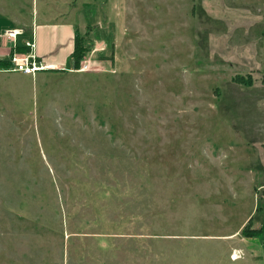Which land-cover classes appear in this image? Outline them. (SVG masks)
<instances>
[{"label":"rangeland","instance_id":"374dc122","mask_svg":"<svg viewBox=\"0 0 264 264\" xmlns=\"http://www.w3.org/2000/svg\"><path fill=\"white\" fill-rule=\"evenodd\" d=\"M22 3L88 52L0 71V264H264V0Z\"/></svg>","mask_w":264,"mask_h":264},{"label":"crops","instance_id":"0c3cea01","mask_svg":"<svg viewBox=\"0 0 264 264\" xmlns=\"http://www.w3.org/2000/svg\"><path fill=\"white\" fill-rule=\"evenodd\" d=\"M22 4V0H0V18L12 19L14 24H19L17 28L11 30H21L25 35L32 34L34 47L31 52L44 65L52 67L48 68L49 70H62V64L72 50L74 36L77 33L76 29L66 25L55 28L45 25L37 26L32 22L29 31L25 20H23V13H25L26 8H23ZM35 11L34 0H32V13ZM4 33L0 34L2 36L0 37L2 39L0 43V60H9L13 50L12 42L4 37ZM50 37H58V40L50 42ZM10 66L11 63L8 67H1L0 71L8 69Z\"/></svg>","mask_w":264,"mask_h":264},{"label":"built area","instance_id":"2783aa9c","mask_svg":"<svg viewBox=\"0 0 264 264\" xmlns=\"http://www.w3.org/2000/svg\"><path fill=\"white\" fill-rule=\"evenodd\" d=\"M23 32L21 30H10L5 32L3 35L13 43L12 49L14 46V41L16 37ZM33 40V38H32ZM23 45L29 48L28 52L25 54L13 53L10 56V62L14 64L13 70L19 71L26 75H34L36 72L52 68L50 66L44 65L38 58L31 52V49L34 47L33 41H24Z\"/></svg>","mask_w":264,"mask_h":264},{"label":"trees","instance_id":"16d2710c","mask_svg":"<svg viewBox=\"0 0 264 264\" xmlns=\"http://www.w3.org/2000/svg\"><path fill=\"white\" fill-rule=\"evenodd\" d=\"M28 50H29V48L25 47L24 45L19 46V47L15 46L13 48L11 54H13L14 52H16V53H27ZM87 52H88L87 47L84 46L83 41L81 40L80 37H78V34L76 33L74 36V40H73L72 50L68 56L69 60L71 61L72 66L75 70L79 69L81 62H82V59ZM10 63H11L10 60H0V68L1 67H3V68L8 67ZM243 79H244V77L240 76V77H238L237 82L245 84V85L250 84V81H248V83H244ZM257 210H258V208H257ZM252 219L253 218L251 217L248 220L247 225H249L251 223ZM246 230H247V226L244 227L242 234L244 236H247V237H249V235H251V234H253V235L258 234V232H259V230H257V229H251L250 231H246Z\"/></svg>","mask_w":264,"mask_h":264},{"label":"bare ground","instance_id":"6f19581e","mask_svg":"<svg viewBox=\"0 0 264 264\" xmlns=\"http://www.w3.org/2000/svg\"><path fill=\"white\" fill-rule=\"evenodd\" d=\"M10 60V59H9Z\"/></svg>","mask_w":264,"mask_h":264}]
</instances>
